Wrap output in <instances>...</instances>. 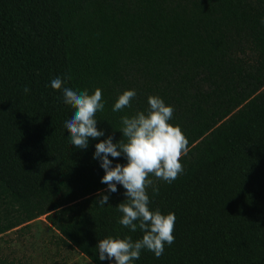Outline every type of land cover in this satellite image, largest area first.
<instances>
[{
  "label": "trees",
  "instance_id": "1",
  "mask_svg": "<svg viewBox=\"0 0 264 264\" xmlns=\"http://www.w3.org/2000/svg\"><path fill=\"white\" fill-rule=\"evenodd\" d=\"M262 21L264 0H0V240L45 218L61 249L109 264L98 240L142 236L117 223L121 186L97 207L99 141L69 144L72 107L50 87L60 76L101 89L97 127L113 142L120 117L145 110L150 95L173 107L188 140L182 174L150 175L157 191L147 189L151 209L175 214L174 241L134 264H264ZM127 89L131 106L112 112ZM2 251L0 264H31Z\"/></svg>",
  "mask_w": 264,
  "mask_h": 264
},
{
  "label": "clouds",
  "instance_id": "2",
  "mask_svg": "<svg viewBox=\"0 0 264 264\" xmlns=\"http://www.w3.org/2000/svg\"><path fill=\"white\" fill-rule=\"evenodd\" d=\"M66 79L56 76L50 80V87L60 90L61 103L72 107L63 122L64 128L69 130V144L74 149L86 150L90 139L99 141L94 145L92 159L98 162L104 173L100 183L106 188L98 190L95 203L99 208L105 207L110 195L117 192V185L121 186L125 190V199L116 206L121 214L117 223L129 232L139 230L142 233L141 238L136 240L129 235L123 238L119 235L107 236L98 240L95 246L98 260H107L109 264H134L142 250L159 258L165 245L171 246L174 241L175 214H162L149 207L147 189L157 191L149 176L171 183L182 174L180 158L188 150L186 135L178 124L170 122L173 107L159 96H148L145 110L120 117L119 132L123 139L120 137L113 142L111 135L106 136L97 127L95 114L105 107L101 89L96 88L89 94L88 89L65 86ZM29 91L28 87L23 89L25 94ZM135 96L134 89L124 90L112 105V112L130 107ZM117 158H122L125 163L114 164Z\"/></svg>",
  "mask_w": 264,
  "mask_h": 264
},
{
  "label": "rangeland",
  "instance_id": "3",
  "mask_svg": "<svg viewBox=\"0 0 264 264\" xmlns=\"http://www.w3.org/2000/svg\"><path fill=\"white\" fill-rule=\"evenodd\" d=\"M0 248L3 255L26 257L31 264H92L76 250L61 249L58 233L45 218L35 220L22 233H8L0 240Z\"/></svg>",
  "mask_w": 264,
  "mask_h": 264
}]
</instances>
